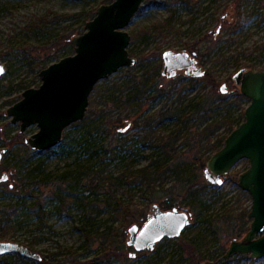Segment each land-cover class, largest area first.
<instances>
[{
    "label": "rangeland",
    "instance_id": "374dc122",
    "mask_svg": "<svg viewBox=\"0 0 264 264\" xmlns=\"http://www.w3.org/2000/svg\"><path fill=\"white\" fill-rule=\"evenodd\" d=\"M98 1L0 0V60L6 67L0 76V240L21 243L40 256L7 253L0 264H186L189 253L199 255L198 264L215 261L228 226L238 223L237 239L249 227L243 219L249 220L251 197L238 185L248 160H239L220 184H212L188 155L206 159L228 125L243 120L250 99L237 96L233 75L264 69V0H197L198 5L144 0L125 27L131 36L127 49L137 61L94 85L88 106L97 112L89 134L67 127L68 143L48 153L20 142L7 149L5 142L19 130L7 107L28 84L39 85L35 68L49 48L82 33L86 21L81 15L38 28L37 19L50 10L87 12ZM147 28L150 34L143 33ZM167 49L195 51L203 75L183 70L171 78L162 75ZM206 75L207 82L186 79ZM227 79L232 88L222 93ZM36 130L31 125L23 133ZM84 136L89 142L82 147ZM163 194L190 211V223L178 237L131 256L134 249L126 242L133 217L143 222ZM181 237L190 242L187 251L178 248ZM214 264H264V257L234 255Z\"/></svg>",
    "mask_w": 264,
    "mask_h": 264
},
{
    "label": "water",
    "instance_id": "95a60500",
    "mask_svg": "<svg viewBox=\"0 0 264 264\" xmlns=\"http://www.w3.org/2000/svg\"><path fill=\"white\" fill-rule=\"evenodd\" d=\"M143 2L111 0L99 4L95 15L85 21L84 31L71 36L73 52L41 68L37 73L39 85L25 88L21 98L7 107L6 115L10 116L12 123H19V133L31 125L37 126V130L25 139L32 150L43 151L56 146L63 131L84 118L94 85L119 68L136 63L137 58L127 49L131 36L125 27ZM188 55L185 50H164L161 74L171 78L186 68V72L193 69V75H203L197 66H191L196 61V52ZM5 71L0 60V76ZM233 80L250 102L244 109L243 120L227 134L223 145L210 155L204 171L210 183L220 184L223 176L239 160H248V167L238 174V185L251 197L246 215L250 220L249 228L241 238L230 241L220 259L227 260L234 255L256 259L264 257V69L238 71ZM221 91H227L225 83ZM1 156L0 152V162ZM190 217V212L176 206L161 210L155 205L154 211L147 214L140 225L133 223L128 228L126 243L134 249L130 255L151 249L165 237H178L190 223ZM7 253L40 258L21 243L0 240V256ZM214 263L213 260L203 262Z\"/></svg>",
    "mask_w": 264,
    "mask_h": 264
},
{
    "label": "trees",
    "instance_id": "16d2710c",
    "mask_svg": "<svg viewBox=\"0 0 264 264\" xmlns=\"http://www.w3.org/2000/svg\"><path fill=\"white\" fill-rule=\"evenodd\" d=\"M111 0H99L98 1V4H101V3H107ZM181 1V0H180ZM186 1L187 3H190L192 5H198L200 2L197 1V0H184ZM97 6H94L93 8H91L89 11L87 12H79V13H60V12H56V11H48L46 14L42 15L41 17H39L37 19V24H36V27H41L42 24L44 23H49V22H52V21H60V20H66L68 18H78L80 17L81 15H84L86 17V20L87 19H90L92 18L94 15H95V9ZM141 9L139 8L137 12H139ZM136 12V13H137ZM221 27H224L226 28V26H228L227 24L223 25L222 23H219ZM223 28V29H224ZM148 31H143V33H148L150 34V30L147 28ZM213 34H215L213 32ZM71 38V37H70ZM70 38L69 36L65 37L60 43H54V46L53 47H50L49 50L47 51V53L45 54V56L40 60V63L39 65L36 66L35 68V71L36 73H38V71L45 67L46 65H48L49 63L53 62L54 60H58L59 58L65 56V55H68L70 53L73 52V49L71 47V44H70ZM211 39V38H210ZM212 40V39H211ZM200 39H197L195 40L194 42V46L193 47H196L199 43ZM216 44V42H213V46ZM211 47L208 49L207 51V54L208 52L210 51ZM25 49L23 48V51ZM130 53V52H129ZM204 54V53H202ZM131 55V53H130ZM201 78H205L206 79V82L208 81V75H206L205 77H199V78H196V77H186V79H188V81H190L191 83H194L195 81H199ZM35 79H38L37 75H35ZM181 79H185L184 77H182ZM228 80V79H227ZM172 81V80H171ZM177 83H179V80H177ZM227 86V90H231L232 88V85H231V82L228 80L227 82H224ZM97 84V83H96ZM32 86L31 84H28L26 86V88ZM238 86V85H237ZM215 89H218L216 84L214 86ZM221 88H222V84L220 86V92L221 91ZM237 92V91H236ZM223 93V92H222ZM237 96L240 97V98H243L244 96L237 92ZM19 98V97H18ZM17 101V100H16ZM89 105V103H88ZM198 105H202L201 103H199ZM203 110H207L205 107L203 108ZM97 112L96 109H94L92 106H88L87 107V110H86V113H85V116L82 120L80 121H76V122H73L72 124H70L68 126V130L69 128H74V127H79L83 130H85V132L87 134H89V127H90V123L91 121H93L94 119H92V117H94L95 113ZM235 128V126H232V125H228V129H227V133L221 135L220 137L217 138L215 144H212L210 145L211 148L213 149V152H215L216 150H218L222 145H223V141L225 139V137L227 136V134L233 129ZM67 128L63 131V134H62V139L61 141L58 143L59 145L58 146H61V145H65L68 143V135H67V132H68ZM27 136H25L24 133H19L18 131L15 132L10 138L8 141L5 142V145H6V148L7 149H10V147L15 143V142H20L22 144H26L28 146V144L26 143L25 139H26ZM88 136H84L81 140V146H85V144L88 141ZM29 147V146H28ZM25 151L28 152L29 151V148H27L25 146ZM53 149L52 148H49V149H46V150H43V151H39L40 153H48V152H52ZM37 152V151H36ZM212 152V153H213ZM211 153V154H212ZM210 154V155H211ZM210 155H208L206 157V159H203V158H200V157H197L195 155H188L189 158H191L192 160L194 159H197L198 160V166L200 169L202 168H205V165H206V161L208 160V158L210 157ZM40 165H37L35 168H39ZM122 176L124 177H127V175L122 174ZM146 181V185L147 186H150L149 183H150V177L149 175L146 173L144 175H142ZM203 183H205L203 181ZM24 183H22L21 185H23ZM154 202H156V200H153ZM158 204H159V208L161 210H167V209H171L172 207L176 206L178 207L179 209H183V210H186V208L182 207L180 205V203H177L174 201L173 199V195L172 194H163V195H160L159 198H158ZM157 206V205H156ZM187 212H190L188 210H186ZM248 211H246L245 215H247ZM4 216V215H3ZM2 216V217H3ZM7 216V215H6ZM5 216L6 220L8 221L7 217ZM233 220V219H232ZM132 221L134 223H137L139 224L140 222L142 223V220L140 218H137V217H133ZM243 221H245L246 223H248L250 220H246V219H243ZM236 224L238 223H235L233 222L232 223V226H228V229L229 231L223 236L224 240H223V243H222V247L220 249V252H219V255L217 257V259L215 260L216 262L217 261H221L223 259H220V257L223 255V253L225 252L226 250V245L230 243L231 240L233 239H237L236 237L237 236H240L241 233H242V229L240 228H235L237 227ZM235 228V229H234ZM247 228V227H246ZM249 228V227H248ZM247 228V230H248ZM231 237H233L232 239H230ZM177 245H178V248L179 249H182L183 251H187V247L188 245H190V242L186 239H184L183 237L179 238L178 242H177ZM141 251H144V250H141ZM141 251L139 253H141ZM18 254V253H17ZM190 254V258L188 260V263L186 264H198L199 263V255L198 254H195V253H189ZM20 255V254H19ZM18 255V256H19ZM7 257L8 256H0V260H1V263H5L6 260H7ZM223 262V261H222ZM163 264H181V263H174L173 261L171 260H168L166 261L165 263Z\"/></svg>",
    "mask_w": 264,
    "mask_h": 264
},
{
    "label": "flooded vegetation",
    "instance_id": "af4514ba",
    "mask_svg": "<svg viewBox=\"0 0 264 264\" xmlns=\"http://www.w3.org/2000/svg\"><path fill=\"white\" fill-rule=\"evenodd\" d=\"M185 51H186V50H185ZM187 52L189 53V55L192 53V51H191V52L187 51ZM189 55H188V57H189ZM195 57H196V55H195ZM188 60L190 61L189 58H188ZM194 65L198 67V65H197V58H196V61L193 62L191 66H194ZM181 70H183V71H184V74H186V75H192V72L194 71L193 69H189V71L186 72V68L181 69ZM179 71H180V70H179ZM179 71H177V73H178ZM176 75H177V74H176ZM176 75H175V76H176ZM190 77H193V76H190Z\"/></svg>",
    "mask_w": 264,
    "mask_h": 264
}]
</instances>
